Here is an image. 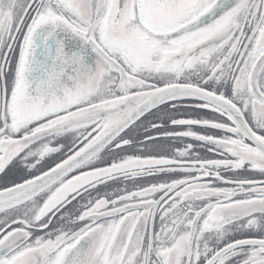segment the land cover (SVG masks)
Here are the masks:
<instances>
[{"label":"snow or ice","instance_id":"6c2138e0","mask_svg":"<svg viewBox=\"0 0 264 264\" xmlns=\"http://www.w3.org/2000/svg\"><path fill=\"white\" fill-rule=\"evenodd\" d=\"M0 264H264V0H0Z\"/></svg>","mask_w":264,"mask_h":264}]
</instances>
